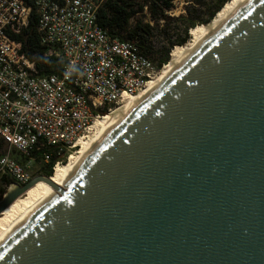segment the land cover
Segmentation results:
<instances>
[{
    "label": "water",
    "instance_id": "1",
    "mask_svg": "<svg viewBox=\"0 0 264 264\" xmlns=\"http://www.w3.org/2000/svg\"><path fill=\"white\" fill-rule=\"evenodd\" d=\"M0 246V264H264V0H249Z\"/></svg>",
    "mask_w": 264,
    "mask_h": 264
},
{
    "label": "built area",
    "instance_id": "2",
    "mask_svg": "<svg viewBox=\"0 0 264 264\" xmlns=\"http://www.w3.org/2000/svg\"><path fill=\"white\" fill-rule=\"evenodd\" d=\"M107 1L0 0V138L8 145L1 176L18 184L32 180L12 151L29 163L56 160L53 170L66 163L103 112L139 95L165 68L137 40L114 37L98 24ZM144 13V23L154 26L147 7ZM32 14L44 57L60 63L52 75H40L17 40Z\"/></svg>",
    "mask_w": 264,
    "mask_h": 264
},
{
    "label": "trees",
    "instance_id": "3",
    "mask_svg": "<svg viewBox=\"0 0 264 264\" xmlns=\"http://www.w3.org/2000/svg\"><path fill=\"white\" fill-rule=\"evenodd\" d=\"M29 4L33 0H23ZM233 0H190L186 6V13L174 18L168 12L174 9V0H108L98 15V24L108 29L114 37L122 40H137L143 52L155 62L159 68L171 59V52L175 46H184L190 40V30L212 23ZM147 7L154 26L145 24L139 17ZM203 11V12H202ZM134 19L135 23H133ZM184 23L183 31L168 47L156 48L153 39L157 35H166L169 31V21ZM160 21H164L160 24ZM37 18L32 14L28 27L17 40L23 44V50L31 61H34L40 75L57 73L60 67L56 58H45V48L41 46L37 33ZM161 27V28H160ZM172 50V51H171ZM106 112L102 115L106 116ZM8 151V145L0 138V158ZM56 160L46 166L43 175L51 177ZM16 183L8 176H0V200L7 188Z\"/></svg>",
    "mask_w": 264,
    "mask_h": 264
},
{
    "label": "bare ground",
    "instance_id": "4",
    "mask_svg": "<svg viewBox=\"0 0 264 264\" xmlns=\"http://www.w3.org/2000/svg\"><path fill=\"white\" fill-rule=\"evenodd\" d=\"M249 0H233L209 25L193 28L190 40L184 46H177L171 52V60L161 73L139 95L128 98L120 107L110 114L103 115L91 127L89 134L81 139L75 153L71 154L67 163L55 167L51 182L59 189H64L67 182L75 174L87 156L111 132L124 117L147 96L160 86L203 42L216 30L221 28ZM75 155V156H74ZM56 189L44 181L38 182L11 205L0 213V246L31 215L39 210L53 195Z\"/></svg>",
    "mask_w": 264,
    "mask_h": 264
},
{
    "label": "rangeland",
    "instance_id": "5",
    "mask_svg": "<svg viewBox=\"0 0 264 264\" xmlns=\"http://www.w3.org/2000/svg\"><path fill=\"white\" fill-rule=\"evenodd\" d=\"M189 1L190 0H174V6L175 7H174V9H172L171 11L168 12V15L171 16V17L176 18V17H178L181 14H185L186 13V8H187L186 6L189 4L188 3ZM148 17L149 16L145 15V13H144V14H141L139 18L144 22V20L148 19ZM133 23H135V21H133ZM163 23H164V21H160V24H163ZM183 26H184V23H182V22H178V21H175V20L169 21V31H167V34L166 35H157L153 39V42H154L156 48L168 47L169 46V42L175 40L181 34V32L183 31ZM201 27L202 26H199V27H196V28H201ZM170 60H169V62H170ZM169 62H168V64H169ZM11 157H12L13 160L18 162L24 168V170L32 177V179L36 178L38 176H44L43 175V170L45 169L46 166L43 163H35V162L29 163L28 161L24 160L15 151H12ZM15 185L24 186L25 184H18L17 182L13 183L7 188L6 192L8 191L9 188H11V187H13ZM4 195H3V197H4ZM3 197H2V199H3Z\"/></svg>",
    "mask_w": 264,
    "mask_h": 264
}]
</instances>
